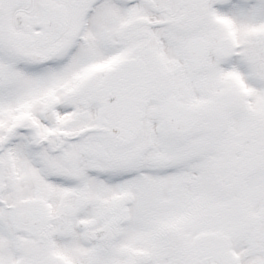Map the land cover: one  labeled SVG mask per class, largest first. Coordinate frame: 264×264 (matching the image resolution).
Here are the masks:
<instances>
[{
    "label": "snow or ice",
    "instance_id": "6c2138e0",
    "mask_svg": "<svg viewBox=\"0 0 264 264\" xmlns=\"http://www.w3.org/2000/svg\"><path fill=\"white\" fill-rule=\"evenodd\" d=\"M0 264H264V0H0Z\"/></svg>",
    "mask_w": 264,
    "mask_h": 264
}]
</instances>
